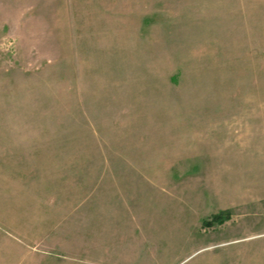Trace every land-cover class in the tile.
<instances>
[{
	"label": "rangeland",
	"instance_id": "1",
	"mask_svg": "<svg viewBox=\"0 0 264 264\" xmlns=\"http://www.w3.org/2000/svg\"><path fill=\"white\" fill-rule=\"evenodd\" d=\"M0 264H264V0H0Z\"/></svg>",
	"mask_w": 264,
	"mask_h": 264
},
{
	"label": "trees",
	"instance_id": "2",
	"mask_svg": "<svg viewBox=\"0 0 264 264\" xmlns=\"http://www.w3.org/2000/svg\"><path fill=\"white\" fill-rule=\"evenodd\" d=\"M224 218H228V215L222 216L221 212L213 214L209 220L204 221V224L209 225L210 223L220 224L223 222Z\"/></svg>",
	"mask_w": 264,
	"mask_h": 264
}]
</instances>
